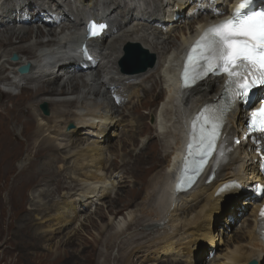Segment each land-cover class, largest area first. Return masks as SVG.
<instances>
[{
	"label": "bare ground",
	"instance_id": "bare-ground-1",
	"mask_svg": "<svg viewBox=\"0 0 264 264\" xmlns=\"http://www.w3.org/2000/svg\"><path fill=\"white\" fill-rule=\"evenodd\" d=\"M0 1V48L3 49V54H9L0 66V75H6L9 71L17 73L21 65L28 64V73L24 75L18 73L27 79L26 85L10 82L9 76L1 77L2 81H9L11 87L0 96L2 101L0 112L10 116L16 121L15 124L21 123L24 130L16 137L30 142L26 149L22 146H13L17 138L13 137L10 124H2L0 120V127L3 128L0 135V225L5 220L2 219L5 215L12 218L24 211L26 214L24 213L23 219L40 220L43 223L53 220L49 222L51 231L62 232L73 221L69 215L71 213L62 212L65 209L64 206H60L62 202L60 204L50 202L41 208L44 205L41 204L43 201L41 196L33 197L34 205L37 203L41 205L28 211L21 199V194L23 196L27 186L34 187L43 182L47 184L46 178L49 177L50 180L55 178L56 185L62 188L63 179L58 176L63 175L62 172L66 170L73 177L78 176V179H81L79 181L87 185L88 191L84 190L80 195L102 198L105 192L110 193V189L98 194L100 183L105 182L108 174L113 175L116 166L120 171L124 169V165L131 164L122 178L129 174L134 178L135 185L125 195L121 191L116 192V198L110 201L111 211L125 200L128 202L127 205H133L142 199L144 202L142 216L134 217L131 225H137L142 219L149 218L147 226L155 228L158 233L151 236L146 243L140 242L141 239L137 240L138 243L135 245L131 242L127 246V253L121 256L124 264L135 263L133 257L140 249L154 247L153 249L158 250V245H161L160 250L168 255L182 256L183 248L189 247L193 239L209 241L211 246L207 247L208 254L217 250V241L219 244L222 243V246L233 245V249L227 247L221 264H248L253 259L258 260L259 264H264V242L257 220L259 202L258 197L254 196L253 189L254 183L262 181L257 165L261 151L255 148L251 141L236 150H228V146H225L221 155L214 158L205 177L190 192L174 195L171 183L177 151L181 148L185 129L199 121L205 110L212 108L213 102L219 99L224 84L223 78L210 76L190 89L179 91L176 71L180 67V56L197 37L199 27L203 29L207 24L218 22L226 15L232 16L239 0H215L214 3L210 0H73L74 2L62 0V4L58 0ZM259 2L263 4L264 0ZM48 6H57V15L61 17L63 23L59 24L52 19V12L47 9ZM169 7H172L171 13H168ZM187 7H191L190 11H193L195 16H191L192 12L189 11L184 14ZM214 7L219 13L212 11ZM199 10L203 13L196 16ZM178 15L181 17L177 20ZM90 17L109 21L111 28L109 38L103 37L92 41L93 50L102 59L95 63H86L88 70L86 71L79 67L84 62L78 51L84 38L83 20ZM28 20L33 24L22 23ZM60 28L63 31L70 29L76 31L72 42H67L68 36H62ZM175 31H179V43L172 35ZM128 42L140 43L151 53H158L155 68L146 73H121V76H118L115 70L119 71L118 61L123 46ZM46 45L55 46L57 50L49 53L50 65L43 67L40 54L35 55V49ZM14 53H18L20 59L9 63L10 56ZM3 54L0 55V61L4 58ZM146 74L142 81H138ZM157 78L160 79L157 98L164 95L165 99L158 107L157 113L150 110L148 116L155 114L157 117L155 123H150L147 113H142L140 108L134 106L142 104V100L148 97L154 86L153 81ZM30 83L37 85L29 86ZM19 88L21 92L17 94L12 90ZM117 97L120 101H117ZM134 98L138 99V103L129 108L127 104H131ZM8 100L12 102L9 108L6 106ZM44 101L53 110L59 109V114L44 118L39 106L35 107V103L39 105ZM154 103L155 100L143 105L152 107ZM65 105L74 106L77 110L61 111L60 108ZM121 112L122 116L119 115ZM61 115L66 117L64 121L58 118ZM238 115L239 109H236L226 119L224 126L226 137L223 142L236 135ZM54 118L57 119L50 123ZM71 121L76 122V126L66 130L69 133L65 132L66 128L62 127V124L66 126ZM239 124L243 125L244 120H240ZM119 127L123 128V136L125 133L128 136L122 137L121 142L114 144L112 139ZM70 133L73 134L71 142L63 144L62 141L66 140ZM144 133L155 139L150 143L146 136L143 142L139 141L138 135L142 136ZM88 134L95 137V142L86 140ZM154 134L157 136H153ZM164 138L169 140H166L164 145L159 144ZM257 139L262 141L261 147H264V139L262 137ZM140 143H143L144 148H147V144L152 145V151H149L150 146L149 149L137 152L136 147ZM25 150L30 154L35 151L34 157L30 160L34 172L23 178L22 175L27 172L29 166L16 165L14 160ZM53 150L59 151L60 155L52 154ZM162 150L165 151L167 159L164 164L158 162ZM119 151L120 153L123 151L121 161H118V165L117 161L110 164L107 153L120 156ZM132 156L135 157V162H130ZM54 160H61V163L55 164L54 168L49 167ZM159 166L163 172L158 173L159 177L153 176L150 179ZM212 171L215 177L209 180ZM80 174L84 178H80ZM7 175L11 178L8 186L2 181ZM92 183L97 184L95 188L90 187ZM74 195H64L63 203L71 202L70 209L80 208L84 211L89 202L75 203L77 200ZM215 198L217 199L213 202ZM152 200L154 201L151 202ZM18 204L20 207L16 211L13 210ZM9 205L12 207L11 210ZM244 213L246 214L243 220L239 221L241 228L237 227L238 231H232L235 220L241 219ZM91 218L89 216L90 223ZM216 227L220 228L217 229V233ZM46 232L47 230L42 232L45 237L48 236ZM140 234L143 238L149 235L145 232L129 234L126 240L131 241ZM117 237L118 233L111 236V242L118 239ZM222 238L227 243L222 242ZM68 240L74 242L72 237ZM204 253L199 250L201 257ZM217 253L210 263L216 262L220 255L217 256ZM208 263L207 260L206 264Z\"/></svg>",
	"mask_w": 264,
	"mask_h": 264
},
{
	"label": "rangeland",
	"instance_id": "rangeland-1",
	"mask_svg": "<svg viewBox=\"0 0 264 264\" xmlns=\"http://www.w3.org/2000/svg\"><path fill=\"white\" fill-rule=\"evenodd\" d=\"M148 1H151V0H148ZM58 2H60L61 4L63 3L62 0H58ZM72 2L74 1L72 0ZM141 3H143V1ZM0 5H1V1H0ZM189 9H191V7L185 8L184 14ZM171 10H172V7H169L168 13H171L172 12ZM172 35L174 36V38H176L175 41L179 43V39H178L179 31L173 32ZM107 38H109V36H107ZM36 49H35V55L37 54L39 55L38 50ZM1 54H3V49L0 48V55ZM3 55H4V58H2V60L0 61V66L5 60V58L9 56V54L7 53H4ZM11 57L12 55L10 56V58ZM10 62H11V59L9 63ZM15 73L16 72L12 73L11 71H9V72H6V75H0V84L2 82H6V81H2L3 78L1 77L9 76L10 81L16 82L17 84H20V85L21 84L26 85L27 79L23 76L15 75ZM31 75L33 74L31 73ZM145 76H147V74L142 75L138 81H142ZM153 83H154V86L149 91L148 97L142 100V102L146 103V102H152L155 100L154 105L152 107H149L147 105L146 106L143 105V103L139 104L138 99L134 98L131 104H127L129 108L133 107V105H136L138 103L136 106H134V108H140L142 113L144 114L147 113V116L150 110H153V111L155 110V113H157L158 107L162 103L163 99H165V96L163 95L162 97L157 98V93L160 90L158 86L160 84V79L159 78L155 79ZM28 85L36 86L37 83H30ZM10 87L11 85L8 86V89H10ZM2 89H3V86L2 88L0 87V90ZM12 90L15 91L16 94L21 92L20 88L16 90L14 89ZM1 94L2 93L0 92V95ZM11 104L12 102L10 100L6 102V106H8V108L11 106ZM40 104L38 105L37 103H35V107L37 108L39 106L40 108ZM1 106H2V101L0 100V107ZM60 110L61 111L77 110V108L74 106L70 107L68 105H65L61 107ZM50 111L51 113L49 116L51 115L53 116V114L54 115L59 114V109L53 110L52 107H50ZM3 113L0 112L1 123L2 124L9 123L10 128L13 130L12 131L13 137L14 138H17L16 136L19 137L21 132H23L24 130L23 125L21 123L15 124L14 122L16 121L12 120L11 117L8 115H5V114L3 115ZM119 115L122 116V112L119 113ZM43 117L48 118V116L44 114H43ZM58 118L60 119V121H64L66 119V117L62 115ZM148 118H149L148 121L150 123H155L157 120V117L155 114H152L150 117L148 116ZM56 119L57 118H54L53 120L50 121V123L54 122V120ZM71 122L75 123V125L77 124L74 121H71ZM61 123H64V122H61ZM69 123L70 122H68V124ZM175 125H177V123H175ZM67 126L62 124V127L66 128L65 132H68L66 131ZM122 129H123L122 127H119L117 130V134L113 137L112 142L114 144H116L117 142H121L122 140L120 139L122 137L126 138L128 136L127 133H125L123 136ZM133 129H135V127ZM2 131H3V128L0 127V135ZM152 132L153 130H151V133ZM72 136H73L72 133L68 134V136L65 138L66 140L62 141L63 144L71 142ZM146 136L150 139V143L155 139V137L153 138L149 134L144 133L142 134V136L138 135V140L142 141L144 137ZM153 136H157V134H154ZM86 138L85 139L89 142L91 141L95 142L96 140L94 136L93 137L89 136V134ZM166 140L168 141L169 139L164 138L160 140L159 144L161 145L166 144L165 143ZM172 140L173 139L171 138L170 142H172ZM13 146H16V147L22 146L26 149L28 146H30V142L25 141L23 138L22 139L17 138L14 141ZM143 146H144L143 143H140V145L136 147V151L139 152L143 149L144 150L149 149L150 146L151 148L149 149V151L150 152L152 151V148H153L152 145L147 144L146 145L147 148H144ZM118 147L119 145L117 146V151H116L117 153L119 149ZM129 147L131 148V146ZM51 152L54 155H60L59 151L53 150ZM34 153H35L34 150L32 154H30L26 150L22 151L21 154L14 160L16 165H19L21 167L22 166L30 167V168L28 167L27 172H25L22 175L23 178H26L27 174L34 172V166H30V162H31L30 160L34 157ZM120 154H121L120 156L119 155L117 156L115 154L113 155V153H107V159L110 160V164L112 162L117 161L116 165H118V161H121L123 151H121ZM130 162H135V157L132 156L130 158ZM158 162L160 164H164L167 162L164 150L160 152ZM60 163H61V160L59 161L54 160L51 162L52 165H50L49 167L53 166L52 168H54L55 164L59 165ZM130 166L131 164H126L123 166L124 169L120 171L117 170L119 169V167L116 166V168L113 170L114 171L113 175L108 174V178L105 180V182L100 183L101 188L98 187V190L100 191L98 194H102L103 191L105 192V190L110 189V193L105 194L106 193L105 192L104 193L105 195L103 194L102 198L101 197L92 198L91 196L89 197V196L80 195L84 190H87L86 188L87 185L80 182L79 180L81 179H78V176L74 175L73 177V175L71 173H68L66 170H65L66 172L64 171L65 174L62 172L63 175L58 176V178L63 179L62 181L63 187L61 186L62 188L56 185L55 178H52V180H50L49 177L46 178L48 179L47 184L46 182H43L42 184L34 186V187L26 185L27 187L25 188L23 196L21 194V199H22L23 204H25L28 211L32 208H36L37 205L40 204V203H37V205H34L33 197L41 196V198L43 199L41 204H44L41 206V208H43L44 206H47L48 203L50 202L51 203L54 202L55 204H58V203L60 204V202H62L60 206L65 207V209L62 210V212L71 213L69 215H71V217L73 218V221H71L70 224H68V228L66 227V230L64 229L62 232L55 233V232H52L51 228L49 227V224H50L49 222H53V220H49L44 223L41 222L40 220H32V219L26 220V219H23V215L26 214L24 211L21 214H19V216H13L12 218H10L9 215H5L2 218L5 220H3V223L0 225L1 227L0 228V264H124L125 262L121 256L127 253L126 251L128 249L127 246H129L131 242L135 245L138 243L137 240L141 239L140 242L142 241V243H146L148 239L151 238V236L157 235L158 233L155 230V228L152 229L151 227L147 226L149 218L142 219L141 221L138 222L137 225H131V222L134 217L136 216L139 217V215L142 216L141 212L144 206V202L142 199H140L138 203L136 204L127 205L126 203L128 202L124 198L125 202H121L120 205H117L115 207L114 211H111L112 209L110 207V201L113 198H116L117 196L116 192L121 191L122 194L125 195L129 191V189L135 185L134 178L132 176H129V174H126L124 179L122 178V175L126 173V170L130 169ZM159 172L161 173L163 172L161 169V166H159V168H157V170L149 178L151 179L153 176L159 177V174H158ZM80 175H81L80 178H84L82 174ZM75 178H77L78 181L77 180L72 181ZM10 180H11L10 175H7L4 177L2 181H4V183L8 186L10 184ZM112 181L114 184L112 183ZM96 185L97 184L92 183L90 187L95 188L94 186ZM114 185H115V189H113ZM71 188H74V189L71 190ZM73 193L74 194L76 193L77 195H74ZM71 194L74 195V198L76 196L77 201L75 203L77 202L83 203V201L89 202L88 206H86V209L84 211L81 210L80 208L76 210L70 209L72 205L71 202L63 203L62 200L65 198L64 195L71 196ZM81 197L82 199H80ZM216 199L217 198H215L213 202H215ZM153 201L154 200H152L151 202ZM10 205H9V208L11 210L12 207ZM147 206H149V204ZM19 207L20 205L18 204L16 207H13V210L16 211ZM36 212L38 213V211ZM245 214L246 213H244L243 216L241 215V219L235 220L236 223L234 227L232 228L233 229L232 231H238L239 228H241L240 227L241 223L239 221L243 220V217ZM89 216L92 217L91 218L92 223H90L88 220ZM245 227L247 226L245 225ZM217 229L220 230V228L216 227L215 229L216 233H217ZM46 230H47L46 233L48 234V236L45 237V235L42 234V232ZM142 232H145L146 234H149V235L147 236L145 235L146 237L143 238V235L140 234V236L139 235L138 237L136 236L131 241L126 240L127 235L142 233ZM115 233H118L119 237H117L118 239H116L115 241L112 240L111 242L110 237L114 236ZM69 237H72L73 238L72 241L74 242H70L68 240ZM126 241L129 243H127ZM223 241L225 242V240L222 238V242ZM216 244H218L217 250H214L208 254L207 247L211 246L210 242L206 240L193 239L191 243L189 244V247H187L186 249L183 248L182 250L184 251L183 255L177 256V257L171 256L172 254L168 255L164 253L162 250H160L161 245H158V248H159L158 250L153 249L154 247L150 249L149 247L142 248L140 249V251L136 253V256L133 257L134 262H135L133 264H206L207 260L209 262L208 264H212L210 263V261H213L216 255V252H218L217 256L219 254L220 255L217 258L216 262H213V264H221L224 261L223 255L227 253V247L233 249V245L227 246L225 244L224 246H222V243L219 244V241H217ZM199 250H202L205 252L203 257H201V255L199 254Z\"/></svg>",
	"mask_w": 264,
	"mask_h": 264
},
{
	"label": "snow or ice",
	"instance_id": "snow-or-ice-1",
	"mask_svg": "<svg viewBox=\"0 0 264 264\" xmlns=\"http://www.w3.org/2000/svg\"><path fill=\"white\" fill-rule=\"evenodd\" d=\"M247 4L248 0H244L232 18L222 20L205 30L191 49L182 74L187 86L188 65L194 60L193 53H197L196 59L201 61L203 68L201 73H197L201 79L220 70L227 74L226 87L231 93L233 108L237 102L251 103L250 93L253 89L264 88V11L244 14L240 10L246 8ZM96 27L94 24L93 29ZM105 27L104 24L98 25L101 30ZM96 34L94 30L92 35ZM258 102L259 108L252 104L246 125L249 133L264 135V96L259 97ZM223 118L224 113L221 112L219 116L213 114L205 119V124H210V130L206 131L204 126L201 127L200 147L204 156L213 150L220 135ZM260 215L264 217V210Z\"/></svg>",
	"mask_w": 264,
	"mask_h": 264
},
{
	"label": "water",
	"instance_id": "water-1",
	"mask_svg": "<svg viewBox=\"0 0 264 264\" xmlns=\"http://www.w3.org/2000/svg\"><path fill=\"white\" fill-rule=\"evenodd\" d=\"M127 55L126 57L122 60L121 64L123 67V71L125 72H143L146 71L149 67H153L156 62V57L155 55L149 56L146 51L141 49L139 46H134V45H128L127 48ZM14 60H17L18 57L15 54L13 56ZM133 60L136 61V67L135 68H128L129 66V61ZM20 72H28V65H24L20 67ZM42 109L45 112V114H49V109L48 105L44 104L42 105ZM73 125L71 124L69 127H72ZM248 264H258V261L253 259L249 261Z\"/></svg>",
	"mask_w": 264,
	"mask_h": 264
}]
</instances>
